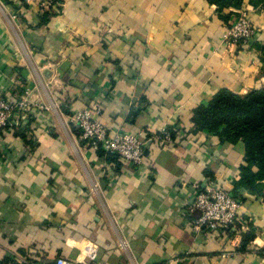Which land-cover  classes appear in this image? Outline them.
Segmentation results:
<instances>
[{
	"label": "crops",
	"instance_id": "1",
	"mask_svg": "<svg viewBox=\"0 0 264 264\" xmlns=\"http://www.w3.org/2000/svg\"><path fill=\"white\" fill-rule=\"evenodd\" d=\"M241 8L256 32L228 52L231 17L207 0H0V99L25 103L15 120L36 144L0 134V261L74 260L91 243V264H264V198L240 205L238 232L195 233L200 212L187 209L209 180L230 191L244 154L241 142L186 134L193 109L264 85V9ZM94 108L111 133H142L141 166L85 144L70 117Z\"/></svg>",
	"mask_w": 264,
	"mask_h": 264
},
{
	"label": "trees",
	"instance_id": "2",
	"mask_svg": "<svg viewBox=\"0 0 264 264\" xmlns=\"http://www.w3.org/2000/svg\"><path fill=\"white\" fill-rule=\"evenodd\" d=\"M48 1L54 4L56 1L61 3L63 0ZM245 1L264 9V0H207L208 3L216 5L217 12L225 21L231 14L229 9L238 10ZM21 2L26 4L22 0ZM49 16V11H44L41 21L48 20ZM259 50L264 61V44L259 47ZM136 113L131 111L130 115L135 116ZM190 123L191 128L186 134L196 135L206 132L217 137L222 144L238 142L243 144L244 154L237 168L238 178L232 180L233 188L228 192L240 205L246 201L247 197L264 198V85L243 95L228 89L219 90L209 101L193 109ZM165 129L173 141L178 137L177 134L183 131L179 125ZM75 131L80 135L77 129ZM26 133V127L18 126L14 131L16 137H20L34 148L35 142L32 139L27 140ZM97 152L103 154L100 150ZM241 237L240 248H244L245 243L254 237V233L246 232ZM18 255L30 261L25 255ZM0 264L17 263L7 256L0 261Z\"/></svg>",
	"mask_w": 264,
	"mask_h": 264
},
{
	"label": "built area",
	"instance_id": "3",
	"mask_svg": "<svg viewBox=\"0 0 264 264\" xmlns=\"http://www.w3.org/2000/svg\"><path fill=\"white\" fill-rule=\"evenodd\" d=\"M21 1V0H20ZM25 3H41L43 0H22ZM256 27L249 19L246 9H241L239 15L225 31L224 39H230L231 45L235 43H247L255 34ZM17 106L26 109L24 102ZM16 104L0 99V134L4 130L16 128L18 121L14 116ZM99 108L91 110L83 109L70 117L72 126L80 132L81 139L87 146L105 155L119 157L124 162L138 167L145 159V142L140 138L142 133L132 135L127 133H111L108 128L97 119ZM159 145H171L173 140L165 128H162L155 136ZM188 213L199 211L200 216L193 221L192 230L195 233L203 231L229 232L239 230L240 204L233 199L229 192L209 180L203 189L195 196L187 206ZM121 248L126 244L122 243ZM17 264H36L26 260L18 254H9ZM97 258V247L91 243L84 246V254L81 258L70 260L57 257L52 264H91Z\"/></svg>",
	"mask_w": 264,
	"mask_h": 264
},
{
	"label": "rangeland",
	"instance_id": "4",
	"mask_svg": "<svg viewBox=\"0 0 264 264\" xmlns=\"http://www.w3.org/2000/svg\"><path fill=\"white\" fill-rule=\"evenodd\" d=\"M241 9L242 8H240V9H238L237 11H234V14H230V16H229V18H230V21H229V24L227 25V28H226V30L230 27V25H231V23L235 20V18H237L238 17V15H239V11H241ZM254 25V24H253ZM255 26V25H254ZM224 35V34H223ZM223 38V44H225V49L226 50H228V52L229 51H231V52H233V50H234V46H235V44H238V43H235L233 46L231 45V43H232V41L230 40V39H224V37H222ZM240 50H243V49H241L240 48ZM258 56H259V59L260 60H262V54L260 53V51L258 52ZM254 61H256L255 59H254ZM254 61H252L251 59H250V63L251 64H253V62ZM257 87H259V86H257Z\"/></svg>",
	"mask_w": 264,
	"mask_h": 264
},
{
	"label": "bare ground",
	"instance_id": "5",
	"mask_svg": "<svg viewBox=\"0 0 264 264\" xmlns=\"http://www.w3.org/2000/svg\"><path fill=\"white\" fill-rule=\"evenodd\" d=\"M84 254V248L82 249V255Z\"/></svg>",
	"mask_w": 264,
	"mask_h": 264
}]
</instances>
